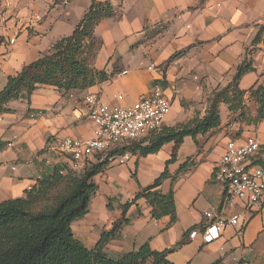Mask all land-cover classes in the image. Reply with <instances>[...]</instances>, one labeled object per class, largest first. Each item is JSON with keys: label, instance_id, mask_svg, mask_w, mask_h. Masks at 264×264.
Masks as SVG:
<instances>
[{"label": "crops", "instance_id": "crops-1", "mask_svg": "<svg viewBox=\"0 0 264 264\" xmlns=\"http://www.w3.org/2000/svg\"><path fill=\"white\" fill-rule=\"evenodd\" d=\"M93 1L107 2L111 8V14L93 28L100 45L92 67L104 70L107 77L83 90L40 85L28 99L7 103L0 114V202L23 197L54 168L67 171V157L56 156L52 165H45L42 152L56 138L92 135L83 107L87 93L127 105L157 82L171 103L162 127L175 128L203 118L215 94L225 89L231 94L234 87L242 93L239 102L231 100L233 95L219 102L220 124L195 140L185 136L173 162L168 163L173 142L146 156L124 155L123 163L107 162L93 177L97 190L88 212L74 220L71 229L93 248L102 231L127 220L104 245L114 259L148 243L152 250L165 251L173 264H264V204L248 208L236 201L225 206L224 217L239 218L217 240L205 243L199 233L189 236L207 222L203 211L221 205L224 186L213 173L228 140L241 143L248 136L257 137L261 149L254 162L264 166V118L254 121L260 98L264 99L254 90L258 85L264 90V0H71L66 5L54 0H2L0 91L10 75L71 35ZM18 14L42 18L28 29L16 22ZM13 36L15 42L8 43ZM151 64L154 68L149 69ZM240 64L251 68L234 81ZM117 94L122 95L120 100ZM165 168L168 174L157 189L173 191L175 221L170 222L169 215L152 217L144 198L124 212L122 205ZM154 259L151 255L142 264Z\"/></svg>", "mask_w": 264, "mask_h": 264}, {"label": "trees", "instance_id": "trees-1", "mask_svg": "<svg viewBox=\"0 0 264 264\" xmlns=\"http://www.w3.org/2000/svg\"><path fill=\"white\" fill-rule=\"evenodd\" d=\"M110 14L111 8L107 2L93 1L73 33L53 43L49 50L55 48V51L42 53L38 59L25 65L16 74L10 75L0 91V114L7 109L8 102L19 98L28 99L42 84L68 91L77 87H90L95 82L104 81L107 77L104 70L94 69L92 62L87 67L84 59L78 57L75 47L86 36L83 29L88 22L94 21V28L100 18ZM256 41L257 37L254 38V42ZM250 68L249 65L240 64L234 81ZM87 74L91 79L84 83ZM254 90L264 94L261 85ZM230 91L231 94L228 89L216 93L207 114L201 119L195 118L192 125L162 127L139 141H132L130 147L132 153L146 156L157 152L165 143L173 142L168 163L173 162L185 136H191L195 140L198 134L220 124L219 102L227 100L230 95H233L231 100L239 102V95L242 93L234 87ZM260 103L255 122L264 118L263 98H260ZM106 164L107 161L97 162L80 171L67 169L64 174L54 168L49 175L39 179L26 190L23 197L1 201L0 264H142V261L151 255L155 256L151 264H173L166 259L165 251L152 250L148 243H144L137 250L125 253L118 259L108 256L104 251V245L125 222H128L124 219L114 222L109 230L102 231L93 248H87L73 235L71 223L88 212L89 202L97 190L93 177L102 172ZM167 174L165 168L151 185L140 187L136 195L122 205L123 211L125 212L138 199L144 198L151 207L152 217L158 219L169 215L170 222L175 221L173 191L161 193L157 189Z\"/></svg>", "mask_w": 264, "mask_h": 264}, {"label": "built area", "instance_id": "built-area-1", "mask_svg": "<svg viewBox=\"0 0 264 264\" xmlns=\"http://www.w3.org/2000/svg\"><path fill=\"white\" fill-rule=\"evenodd\" d=\"M71 0H54L66 5ZM41 19L39 14L28 17L27 26L34 28ZM16 37H10L8 43L13 44ZM53 45V44H52ZM51 45V47H52ZM149 69L154 65H149ZM121 99L122 95H115ZM85 117L93 126L92 135L88 137L63 136L51 141L42 152L41 161L52 165L54 157L68 158V168L80 171L85 167L101 162L118 160L124 162V154L118 151L119 146L132 141H139L146 135L158 131L165 117L170 112L171 103L163 93L161 85L152 83L147 93L131 104H110L104 102L97 93H87L83 97ZM10 145V144H9ZM261 149L257 137L248 136L241 143L228 140L224 152L218 161L213 178L224 186V195L220 207H211L203 211L207 222L189 232L190 237L201 234L205 243L220 238L226 226H234L239 215L228 217L222 215L225 206H232L236 201L246 207L253 208L264 204V166L256 164L255 158ZM64 174L63 168L58 169Z\"/></svg>", "mask_w": 264, "mask_h": 264}, {"label": "rangeland", "instance_id": "rangeland-1", "mask_svg": "<svg viewBox=\"0 0 264 264\" xmlns=\"http://www.w3.org/2000/svg\"><path fill=\"white\" fill-rule=\"evenodd\" d=\"M1 2H2V0H0V15L3 12V11H1ZM27 19H28V17H24V15L18 14V17H16V22L20 23L21 25H25V24H27ZM93 23H94V21L91 22V23L88 22L86 24V27L83 29V33L85 32L86 36L83 37L82 40L80 42H78L77 46L75 47V48H77V52L76 53H77L78 57L84 59L85 65L87 67H88V64L93 61V59H94V57H95V55L97 53L98 47L100 45V41L94 36V33H93ZM27 28L30 29L28 26H27ZM53 51H55V48L51 49V50H47L45 53L53 52ZM90 79H91L90 76L87 74V76L85 77V82L84 83H87ZM95 83H97V82H95ZM42 85H48V84H42ZM84 85H86V84H84ZM86 88L87 87H84V88L77 87V88H73V89L83 90V89H86ZM70 90H72V89H70ZM192 121H190V122H188L186 124L192 125ZM182 125H184V124H182ZM163 127H166V126H163ZM177 127H179V126H177ZM131 145H132V143H129V144H126V145L122 146V148L119 147L118 151H120V153H123V151H125L127 149L129 153L127 152L124 155L126 157H129L130 154H133L132 153V148H130Z\"/></svg>", "mask_w": 264, "mask_h": 264}]
</instances>
